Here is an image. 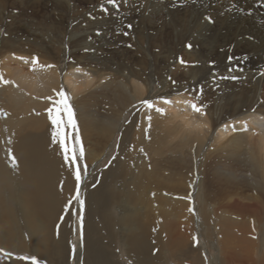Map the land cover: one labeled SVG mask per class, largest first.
Masks as SVG:
<instances>
[{
    "label": "bare ground",
    "instance_id": "obj_1",
    "mask_svg": "<svg viewBox=\"0 0 264 264\" xmlns=\"http://www.w3.org/2000/svg\"><path fill=\"white\" fill-rule=\"evenodd\" d=\"M122 1L121 17L137 23L122 39L132 34L142 50L127 64L108 51L94 56L98 45L85 42L102 37L112 11L98 13L104 20L92 29L101 34L73 32L79 46L63 67L67 31L57 20L46 44L0 38V77L10 82L0 83V264H31L23 254L40 264H264V0ZM147 32L158 41L146 45ZM244 33L261 42L242 49L252 59L224 64L221 48ZM165 37L167 59L182 46L204 74L193 84L161 82L157 95L151 60L161 50L152 48ZM33 56L53 67L33 65ZM61 87L87 166L82 220L77 201L65 209L74 166L52 142L46 112L44 97L57 99Z\"/></svg>",
    "mask_w": 264,
    "mask_h": 264
},
{
    "label": "rangeland",
    "instance_id": "obj_2",
    "mask_svg": "<svg viewBox=\"0 0 264 264\" xmlns=\"http://www.w3.org/2000/svg\"><path fill=\"white\" fill-rule=\"evenodd\" d=\"M121 5H125L122 0H117L116 5L108 4L107 0H0V38L2 36H6L9 39L19 36V38L22 39L34 38V41L40 40L41 42L46 44L49 40L50 35L55 31L53 26L54 22L57 20L58 23H61L67 31V33H65L63 44H61L64 52L62 50L60 52V63L63 67L67 60H72V57L69 56L70 51L79 46L77 40L73 39L72 37V35L74 34L73 32H75V37L80 36L83 32L92 34V31L94 30L97 34H101L100 29H92L104 20L98 13H108L112 11L114 17L113 19H110L108 21L107 28L103 30V33L101 35L102 37L98 38L89 36L91 41L85 39V42L98 45L95 47L94 56H107L106 51H108L109 54H113L115 57L120 58L122 62H125V64H127V61H132L131 57L142 58V50L140 46L136 42H134L132 34H130L128 41H124L122 39H125V37L129 36L130 29L132 28V26H137V23L132 24L127 21L124 16L121 17L122 12L125 11V8L121 7ZM104 9H107V11H104ZM206 18H210V20H206H212V17L210 15ZM75 25L79 26L78 30H75ZM148 36L150 41H148ZM112 37L116 39V43H106L109 42L108 39ZM144 37L146 38L144 41L146 45L152 44L151 38L154 37L155 41H158L157 39L159 38V36L154 32H147ZM168 39L167 37L162 38L161 44L158 45V47L156 46L152 48V52L155 53L161 50V55L156 60H151L152 66L154 67V80L151 84L152 92L157 91V95H159V92L162 90L160 88L161 82L169 85L171 84V81H177V83H179V80L181 82L184 79L181 83L186 84L187 82H191L193 84L198 76L204 74L203 70H200L201 72L199 71L197 73L192 69V66H195V64H197L198 62L195 59L192 60V58H190L186 53V49H181L182 46L180 47L177 45L176 47H174V45H172L173 51L170 54L171 58L167 59L168 49H166V44L169 43L167 41ZM260 43L261 42H259L257 37H253L250 33H244L242 35L236 36L234 39H231L225 47L221 48L223 52L222 61H225L224 64H234L237 61L239 62L243 59H252L251 57L244 56L243 54H245L246 52L243 51L245 49H249L250 45L252 46V44L259 45ZM262 43L264 47V41H262ZM80 47H82V45H80ZM229 57H233V59L230 60ZM181 59L185 61L184 64L180 63ZM144 60L146 59L144 58ZM206 64L212 66L214 65V61L209 60ZM172 78L175 80H172ZM217 79L221 80L220 77H217ZM223 83L239 84L238 80H234L213 84L212 86L206 85L204 86L203 91L207 92L211 87L218 88L219 90L220 85H222ZM61 89H63V91L69 98V95L66 92L65 88L61 87L60 90ZM263 89H261L260 85L257 89V97L260 99L264 97ZM133 107H135V105ZM76 134L77 131L72 129L71 139L74 140ZM117 140L118 133H115V138L111 143L112 146L110 147V150H106L108 154L114 153V144L117 143ZM106 160L107 159L104 160L105 163ZM78 164L81 168V182H83L85 181V174L83 173L84 167L82 160H78ZM100 166L102 165L99 164L97 167H95L92 173L90 172L91 175H93L95 173V170L100 168ZM79 213L80 212L76 214L77 218L79 217ZM6 255H9V253L6 252ZM24 255L26 254H23V256ZM69 261L72 264V260Z\"/></svg>",
    "mask_w": 264,
    "mask_h": 264
},
{
    "label": "snow or ice",
    "instance_id": "obj_3",
    "mask_svg": "<svg viewBox=\"0 0 264 264\" xmlns=\"http://www.w3.org/2000/svg\"><path fill=\"white\" fill-rule=\"evenodd\" d=\"M108 4L116 5L117 0H107ZM103 7V6H102ZM104 11H107V9H104ZM209 19L210 18H206ZM188 47H191V45H187ZM20 59H25L21 57ZM229 59H233V57H229ZM31 63L33 65H38L39 67H53V65H39L38 58L33 56ZM181 64H184L185 61L183 59L180 60ZM231 71V69H229ZM225 79H236L235 76L231 77H223ZM0 83H10L7 80H4L2 77H0ZM55 91V90H54ZM57 99H53V97H44V99L52 101V106L46 109V112L48 113V119L51 121L53 125V143H59L60 148L63 153V157L66 163L70 162L71 165L74 166V171L73 175L75 176V181H76V191L75 194L69 199L68 204L65 205V209H68V206L72 203L73 200L77 201L80 204V218L82 220V215H83V207H84V201L80 197V184L82 181V174H81V168L78 164V160H82L84 158V148L80 139V136L77 132L75 135L74 140L71 139V134H66L64 129L65 127H69L72 129H76V122L73 118V109L69 103V98L61 89L57 93ZM142 103L147 106L148 108H153L154 105L152 104L151 101L144 100ZM165 103H170V101L165 100ZM191 107L193 111L195 112H201L202 113V108L204 106H198L195 103L191 104ZM156 111L158 112H163V109L157 108ZM0 113H2V110H0ZM147 119H151V117H147ZM146 131V130H145ZM9 154L11 155V150H9ZM12 162L15 164V158L12 157ZM111 163V162H110ZM108 165H105L107 167ZM83 173L86 175L87 174V166H84ZM95 187V185H93ZM193 240H195V237H193ZM75 247V246H74ZM0 251H3L0 249ZM11 255V254H9ZM20 260H30L31 264H39L37 258L35 256H28L24 255L19 257Z\"/></svg>",
    "mask_w": 264,
    "mask_h": 264
}]
</instances>
